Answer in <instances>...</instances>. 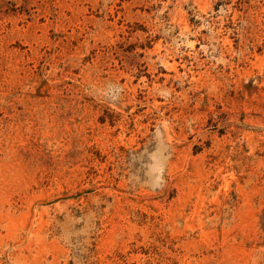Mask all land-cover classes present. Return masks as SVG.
<instances>
[{"label":"rangeland","instance_id":"1","mask_svg":"<svg viewBox=\"0 0 264 264\" xmlns=\"http://www.w3.org/2000/svg\"><path fill=\"white\" fill-rule=\"evenodd\" d=\"M0 264H264V0H0Z\"/></svg>","mask_w":264,"mask_h":264}]
</instances>
